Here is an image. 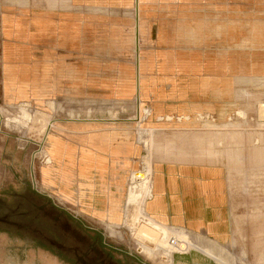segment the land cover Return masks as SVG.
<instances>
[{"label": "rangeland", "instance_id": "obj_1", "mask_svg": "<svg viewBox=\"0 0 264 264\" xmlns=\"http://www.w3.org/2000/svg\"><path fill=\"white\" fill-rule=\"evenodd\" d=\"M146 1L151 4L150 39L142 40V45L149 41L144 51L150 52L139 54V59L181 60L184 82L193 78L199 89L194 99L200 104L214 92L208 79H215L220 94L224 86L218 81L226 80L229 100L225 105L215 103L214 108L217 115L225 110V118L212 117V107L206 104L197 108L183 103L178 116L156 119L152 102L137 101V97L131 102H102L95 99L100 95L95 87H87L86 103H79L73 99L77 88L31 87L29 71L16 80L20 86L6 88L0 66V264H71L67 257L78 262L90 261L92 256L99 260L115 256L127 263L131 254L154 264H170L173 253L168 231L148 216L144 207L151 190V163L157 157L182 160L189 154L185 151L192 150L183 149V139L188 137L184 133L206 135L215 127L231 133L225 151L230 158L227 155L236 226H232L228 246L221 247L229 262L191 243L221 264H264V158L257 154L258 146H264V105L260 106L264 103V0ZM11 2L14 0H0V9L12 7ZM171 14L178 20L175 39L174 32L168 31L172 26L163 19L169 20ZM91 42L94 45L95 41ZM50 82L61 81L44 78L40 83ZM24 100L27 104H20ZM85 111L94 124L110 118L119 127L128 128L140 151L134 168L124 173L129 200L117 218L90 213L80 204L78 189L72 193L73 201H64L62 184L55 183L61 179V160L57 162V158L47 182H40L43 165L52 162L42 149L50 125L63 129L78 123ZM50 135L58 137L60 145L64 141L63 131L57 128H52ZM143 171H149L148 183L139 180ZM142 232L154 233L156 240ZM57 246L65 253L56 255Z\"/></svg>", "mask_w": 264, "mask_h": 264}, {"label": "crops", "instance_id": "obj_2", "mask_svg": "<svg viewBox=\"0 0 264 264\" xmlns=\"http://www.w3.org/2000/svg\"><path fill=\"white\" fill-rule=\"evenodd\" d=\"M28 1L14 0L9 4L12 7L5 5L0 9V66L6 88L20 86L16 80L23 71H29L31 87L77 88V96L73 99L79 103H86V88L95 87L100 94L95 99L102 102L124 99L131 102L136 97L137 101L152 102L156 119L178 116L183 103L197 108L206 104L212 107V117L225 118V110L217 115L214 108L215 103L225 105L229 100L230 84L226 80L218 79L224 86L220 94V90L216 92L218 84L215 86V79H208L214 92L212 97L209 94L207 102L200 104L194 99L199 89L193 78L184 82L181 60L176 62L175 58L172 62L169 57H160L159 62H149L139 59V54L150 52V49L144 51L149 41L142 45V40L150 39V2ZM176 16L171 14L169 20L163 18L172 26L168 31L174 32V39L177 38ZM88 39L95 41L94 45ZM52 71L56 74H51ZM44 78L61 82L41 84ZM25 100L20 104H27ZM47 103L52 109L53 101ZM82 117L78 123L73 122L63 129L56 124L52 127L63 131L61 145L58 137H48L52 129L50 125L43 138L42 149L52 162L43 165L40 182L43 185L47 182L48 172L52 171L53 160L57 158V162L61 160V181L54 182L62 184L60 196L64 201H73L72 193L78 189L80 204L90 213L120 217L129 200L124 173L134 168L139 148L129 129L119 127L114 119L104 118L100 124H94L88 121L86 111ZM206 125L211 127L212 124ZM224 130L215 127L206 135L184 133L188 137L183 139V149L192 150L185 151L189 154L182 160L153 159L151 190L144 207L146 214L165 226L169 235H186L193 244L210 249L229 262V256L221 247L228 246L236 218L228 174L229 155L225 151L231 133ZM254 143L257 144L258 139H254ZM257 154L264 158V146H258ZM54 175L56 172L51 176ZM130 257L127 264H154L132 254ZM170 264L221 263L193 248L187 255L173 253Z\"/></svg>", "mask_w": 264, "mask_h": 264}, {"label": "flooded vegetation", "instance_id": "obj_3", "mask_svg": "<svg viewBox=\"0 0 264 264\" xmlns=\"http://www.w3.org/2000/svg\"><path fill=\"white\" fill-rule=\"evenodd\" d=\"M59 241V239H57ZM60 242V241H59ZM38 244V243H37ZM39 244H43L42 246H46V244L43 242V241H40ZM47 246H50L51 248L54 247L53 245H48ZM55 248H58V251H56V255L59 254V252H62V253H65L64 250H62V246H57ZM61 255V254H59ZM72 258H69L67 257V261H70L71 264H127V263H124L123 260H120L118 259L117 257H111V256H105L104 258H101L100 260L97 259V257L95 256H92L91 260H87V258L85 259H79L78 262H76V260H71Z\"/></svg>", "mask_w": 264, "mask_h": 264}, {"label": "built area", "instance_id": "obj_4", "mask_svg": "<svg viewBox=\"0 0 264 264\" xmlns=\"http://www.w3.org/2000/svg\"><path fill=\"white\" fill-rule=\"evenodd\" d=\"M168 243L172 248V252L177 255H187L193 250V244L188 236H174L169 235L167 238Z\"/></svg>", "mask_w": 264, "mask_h": 264}, {"label": "bare ground", "instance_id": "obj_5", "mask_svg": "<svg viewBox=\"0 0 264 264\" xmlns=\"http://www.w3.org/2000/svg\"><path fill=\"white\" fill-rule=\"evenodd\" d=\"M264 105V103H262L260 106ZM239 114L242 113L240 111H238ZM169 119V118H168ZM257 142V141H256ZM148 179H149V171H143L139 177V180L143 183H148ZM36 186V185H35ZM37 187V186H36ZM145 189H146V193H149V186H145ZM148 219V218H147ZM155 226H158V225H155ZM159 230V229H158ZM161 231V230H160ZM142 234L144 236H146L149 240H152V241H155L156 240V237L154 236V233H151V232H142ZM152 244V242H150Z\"/></svg>", "mask_w": 264, "mask_h": 264}]
</instances>
